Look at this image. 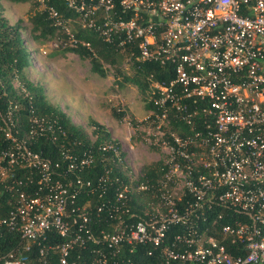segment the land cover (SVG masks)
Returning a JSON list of instances; mask_svg holds the SVG:
<instances>
[{
    "label": "built area",
    "instance_id": "obj_1",
    "mask_svg": "<svg viewBox=\"0 0 264 264\" xmlns=\"http://www.w3.org/2000/svg\"><path fill=\"white\" fill-rule=\"evenodd\" d=\"M62 1L67 18L49 0L36 3L63 45L90 48L75 36L76 23L127 49L130 63L168 67L169 81L150 84V117L160 127L173 112L190 132L163 138L164 173L152 188L111 168L84 178L107 153L120 161L117 147L79 155L62 145L52 161L30 148L44 133L58 140L51 124L31 115L19 137L20 123L8 115L0 125L8 140L0 152V264H29L34 252L41 264L53 255L58 264H135L137 247L157 254L149 264H264V0ZM146 192L156 206L133 210ZM51 235L62 241L47 243Z\"/></svg>",
    "mask_w": 264,
    "mask_h": 264
},
{
    "label": "trees",
    "instance_id": "obj_2",
    "mask_svg": "<svg viewBox=\"0 0 264 264\" xmlns=\"http://www.w3.org/2000/svg\"><path fill=\"white\" fill-rule=\"evenodd\" d=\"M14 2H22L27 0H8ZM49 4L54 6L55 9L67 18L71 16L62 0H49ZM4 9L0 4V125L2 128L7 126L3 122H7V116L10 115L11 119L18 121L20 124L17 126L19 137L23 136V131L29 127L28 119L31 115L38 118H44L51 124L53 133L58 137L56 142L50 138V133L38 135L32 140L30 148L40 153L43 157L52 161L60 159L59 147L64 145L70 148L75 153L81 155L89 151L97 152L99 146L104 143H111L119 150V158H116L112 153H107V159L101 161L100 158L96 159L91 168L84 174V178H95L98 174L103 172L104 169H112L113 174L126 180L125 174L128 172L124 167V152L118 142L112 140L111 135L106 131L105 127L91 119L90 124L93 127L94 141H90L86 134L78 125L73 123L71 119L57 106L52 105L46 98L44 89L41 85L35 84L26 76V70L30 66V53L25 47L24 40L21 36V27L19 24H10L3 15ZM31 36L35 40H45L47 38L57 35L60 40L64 39V34L53 25V21L48 17L47 13L43 10H38L33 16L30 17ZM61 34V35H60ZM75 36L90 44V48L85 46L69 47L64 46V52L73 53L80 58L88 59L90 69L93 73L100 77H105L106 72L103 64L114 66L118 63V58L121 54H126L127 49L121 50L113 46L106 45L93 31L79 30ZM62 42V41H61ZM133 74L129 77L124 76L123 80L136 86L145 98V108L149 112H157L150 99L151 91L149 87L152 81L162 82L169 81L172 78V73L168 67L161 66L157 63H130ZM150 75L152 77L150 78ZM148 97V100L146 99ZM10 113V114H9ZM112 116L117 120H122L125 116L124 112L117 109L112 110ZM152 120L153 117H150ZM168 123L171 128L176 129L179 135L189 133V127L181 125L176 122L174 113L169 114ZM15 129H12V132ZM167 141L171 142L170 136L166 137ZM8 145V140L4 138L3 132L0 130V152L3 151ZM162 163L156 167H147L142 173V179L148 181L149 185L154 188L156 182L163 176ZM167 168H165V171ZM124 171V172H123ZM119 184L115 187H119ZM113 188V187H111ZM152 190V189H151ZM150 192V191H149ZM141 193V194H148ZM112 194V193H111ZM132 209L139 211L144 208L138 197L133 198L131 202ZM12 241L4 242V249L11 246ZM62 239L51 235L47 243L61 242ZM3 243V242H2ZM3 246V244H2ZM2 249V247H1ZM157 255V254H156ZM147 256L145 247H137L132 258L135 264H149L155 263L157 256ZM29 264H41L40 256L36 252L30 256ZM49 264H58L57 256L53 255Z\"/></svg>",
    "mask_w": 264,
    "mask_h": 264
},
{
    "label": "rangeland",
    "instance_id": "obj_3",
    "mask_svg": "<svg viewBox=\"0 0 264 264\" xmlns=\"http://www.w3.org/2000/svg\"><path fill=\"white\" fill-rule=\"evenodd\" d=\"M4 17L10 24H19L25 47L30 53L26 76L43 87L47 100L69 113L72 122L83 130L90 141L95 140L90 120L102 124L124 152V167L131 176L141 177L145 168L162 163L161 142L171 134L179 135L169 124L153 123L145 108V98L138 88L125 82L133 74L126 54H121L114 66L104 63L105 77L93 73L88 59L64 52L57 35L45 40L31 36L30 17L38 10L36 0L14 2L0 0ZM77 32L79 26L70 23ZM61 35V34H60ZM148 100V97H146ZM124 112L122 120L112 116V110ZM66 114V113H65ZM144 208L156 206L151 193L137 194Z\"/></svg>",
    "mask_w": 264,
    "mask_h": 264
},
{
    "label": "crops",
    "instance_id": "obj_4",
    "mask_svg": "<svg viewBox=\"0 0 264 264\" xmlns=\"http://www.w3.org/2000/svg\"><path fill=\"white\" fill-rule=\"evenodd\" d=\"M63 112H65L64 110H62ZM66 113V115L71 119V120H73L72 118H71V116H70V114L69 113H67V112H65ZM74 123V122H73ZM76 124V123H75ZM77 125V124H76Z\"/></svg>",
    "mask_w": 264,
    "mask_h": 264
}]
</instances>
